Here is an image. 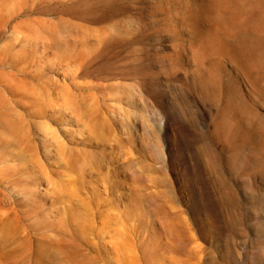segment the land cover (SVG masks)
Listing matches in <instances>:
<instances>
[{"label": "rangeland", "instance_id": "374dc122", "mask_svg": "<svg viewBox=\"0 0 264 264\" xmlns=\"http://www.w3.org/2000/svg\"><path fill=\"white\" fill-rule=\"evenodd\" d=\"M239 55L264 0H0V264H264Z\"/></svg>", "mask_w": 264, "mask_h": 264}, {"label": "bare ground", "instance_id": "6f19581e", "mask_svg": "<svg viewBox=\"0 0 264 264\" xmlns=\"http://www.w3.org/2000/svg\"><path fill=\"white\" fill-rule=\"evenodd\" d=\"M238 6V5H237ZM260 36V35H259ZM215 41V40H214ZM207 45V44H206ZM202 46V45H201ZM221 47V46H220ZM201 49V48H200ZM224 49V48H223ZM236 52V51H235ZM228 54V53H227ZM222 55V54H221ZM230 56V55H229ZM228 56V57H229ZM240 60H241V63H243V68H244V70L246 71V73L248 74L249 73V75H251V78H252V83H254L255 85H258V86H260L261 88H262V90L264 89V69L262 70V71H258V70H256V66L254 67L253 66V64L252 63H250V62H246V60L245 59H247L248 57H244V55H239V57H238ZM236 73V72H235ZM240 74V73H239ZM248 75V76H249ZM247 76V77H248ZM240 77V76H239ZM246 83V82H245ZM251 84V83H250ZM250 87V86H249ZM259 90H260V88H258ZM258 90V91H259ZM260 92H261V94H262V91L260 90ZM253 93V92H252ZM256 94V93H255ZM260 94V93H259ZM261 94L260 95H258L259 97H258V100L256 99V102L258 101V102H262V100L261 101H259V98H261ZM257 95V94H256ZM252 96V95H251ZM254 96V95H253ZM252 96V97H253ZM263 96V95H262ZM250 97V96H249ZM264 98V97H263ZM251 99V98H250ZM252 101H254V99H251ZM257 102V104H259ZM264 102V101H263ZM253 103V102H252ZM257 104H256V106H257ZM261 104V103H260ZM260 104H259V106H260ZM262 107V106H261ZM23 146V145H22ZM12 168H14L13 170H15L16 168L15 167H12ZM11 168V169H12ZM6 169L8 170H10V168H8V167H6ZM5 169V170H6ZM53 190V189H52ZM53 193V192H52ZM134 235V234H133Z\"/></svg>", "mask_w": 264, "mask_h": 264}]
</instances>
